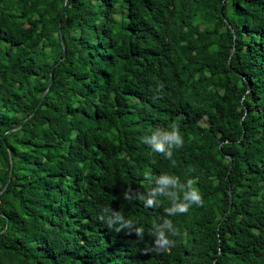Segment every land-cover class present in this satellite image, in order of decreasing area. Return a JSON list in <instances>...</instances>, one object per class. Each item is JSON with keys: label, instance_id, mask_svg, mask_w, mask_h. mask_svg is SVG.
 <instances>
[{"label": "trees", "instance_id": "1", "mask_svg": "<svg viewBox=\"0 0 264 264\" xmlns=\"http://www.w3.org/2000/svg\"><path fill=\"white\" fill-rule=\"evenodd\" d=\"M64 3L0 0V264H264V0ZM169 125L172 160L142 143ZM149 171L203 200L167 249V199L123 195Z\"/></svg>", "mask_w": 264, "mask_h": 264}, {"label": "clouds", "instance_id": "2", "mask_svg": "<svg viewBox=\"0 0 264 264\" xmlns=\"http://www.w3.org/2000/svg\"><path fill=\"white\" fill-rule=\"evenodd\" d=\"M142 143L153 153L172 160L174 151L183 147L184 137L178 125H169L150 130L142 137ZM172 162L174 164V161ZM144 179L147 185L144 192L137 191L135 195L125 192L123 195L126 200L135 199L147 207L159 206L161 198L167 199L168 207L164 209L165 215L152 225L150 233L158 249H167L174 246L175 241L172 237L177 235V229L171 218L187 213L192 205H202L203 200L191 179L182 180L180 176L169 173L154 175L151 171L144 174ZM98 219L116 232L134 233L140 239L144 237V228L139 226L137 221L125 217L110 206L101 209Z\"/></svg>", "mask_w": 264, "mask_h": 264}, {"label": "water", "instance_id": "3", "mask_svg": "<svg viewBox=\"0 0 264 264\" xmlns=\"http://www.w3.org/2000/svg\"><path fill=\"white\" fill-rule=\"evenodd\" d=\"M66 7H67V0H65V3H64V7H63V10H62V13L65 12ZM62 13H61V14H62ZM51 82H52V77L50 78L49 85L51 84ZM45 93H46V90H44V92H43V96L45 95ZM43 96H42V98H43ZM28 118H29V116H28L23 122H25ZM19 127H20V125H19V126H16V127H12V128L7 129L5 132H3V134H2V138L4 137V133H6L7 131H11V130L16 129V128H19ZM10 162H11V164H10L9 179H8L6 185L4 186V188L8 185L9 180L11 179L12 171H13V161H12V157H11V155H10ZM4 188H3V189H4ZM3 189H2V190H3ZM2 190H1V191H2ZM1 191H0V193H1ZM6 227H7V226H5V228H6ZM5 228H4V229H5ZM4 229H3V230H4ZM1 231H2V230H0V232H1Z\"/></svg>", "mask_w": 264, "mask_h": 264}]
</instances>
